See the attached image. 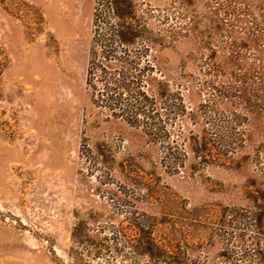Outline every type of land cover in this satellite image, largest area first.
Returning a JSON list of instances; mask_svg holds the SVG:
<instances>
[{
  "label": "rangeland",
  "instance_id": "obj_1",
  "mask_svg": "<svg viewBox=\"0 0 264 264\" xmlns=\"http://www.w3.org/2000/svg\"><path fill=\"white\" fill-rule=\"evenodd\" d=\"M263 86L264 0H0V264H264Z\"/></svg>",
  "mask_w": 264,
  "mask_h": 264
},
{
  "label": "trees",
  "instance_id": "obj_2",
  "mask_svg": "<svg viewBox=\"0 0 264 264\" xmlns=\"http://www.w3.org/2000/svg\"><path fill=\"white\" fill-rule=\"evenodd\" d=\"M122 28L123 29L125 28L124 25H122L121 29L120 28L118 29V27H116L115 31L117 32H114V40H116V42H118L119 44H125L123 38L125 32L122 30ZM111 56L113 57V59L117 64H120L121 67L120 68L115 67L117 69L112 77H108V72L105 70L106 72L105 80H107V82H108V78L109 80H111L109 81V83L111 82V84L107 85V89L108 90L117 89L118 91L121 92H127L129 95H131L132 98L131 105L129 107L131 109L130 110L131 117H129L128 109H126L125 107H118L117 105L118 102L117 103L115 102L116 103L115 105L114 104L110 105L111 109L114 112L113 115L115 116L119 115L123 118L127 116L125 117V119L127 118V121L129 120L128 122L130 123L136 122L135 118H137L136 120H138V118L141 116L147 119L154 118L156 115L153 113V111L156 110V106L158 103V99H157L158 94L156 95L154 93L149 92V84L152 77L149 73H147V70L150 69L151 65L149 63H146L143 68H137L138 66L133 67L134 64L137 65L135 61H128V59H125L124 57H117L112 54ZM133 68H135V71H132ZM242 89L244 91H248V86H245ZM112 99L116 100V98H112L109 96L107 98V101L112 104L113 103V101H111ZM242 99L249 113L257 114V116L262 115V113L264 112V106H262V103H260V97L258 95L255 94L251 95V93L245 94V96ZM202 151L205 150L201 149V152ZM260 218L262 219L261 216ZM257 219H259V217H257ZM152 228L153 227H151V229ZM139 241L136 243L133 242L132 243L133 247L142 248L143 244L141 243V241L140 242ZM159 248L161 247L159 246ZM162 251H160L161 254H163L164 251L167 250L162 249Z\"/></svg>",
  "mask_w": 264,
  "mask_h": 264
}]
</instances>
